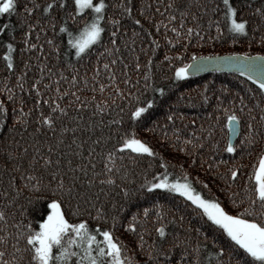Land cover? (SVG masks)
I'll return each instance as SVG.
<instances>
[{
	"label": "trees",
	"instance_id": "obj_1",
	"mask_svg": "<svg viewBox=\"0 0 264 264\" xmlns=\"http://www.w3.org/2000/svg\"><path fill=\"white\" fill-rule=\"evenodd\" d=\"M48 2L51 0H17L15 13L0 16V27L11 26L0 33V103L6 109L0 123V210L9 216L7 231H15L11 225L16 221L26 223L34 220L33 215L21 217V209L14 207V203L28 206L26 201L29 196L27 190L16 196L9 187L11 177H15L17 187L24 183L14 170L15 165L18 164L20 172L27 176L29 161L35 155L39 174L43 170L39 161L47 155L53 160L48 171L57 167L55 161L59 159L61 163L58 167L65 183L73 181L77 190L84 192L79 212H74L77 207L75 200L71 205L65 201L66 218L72 223L84 220L95 232L97 227L112 229V217L116 216L113 235L127 246V254L134 256L135 262L143 264L147 261L145 253L153 239L157 238L151 219L154 210L143 222L146 229L143 249L137 245L141 222H136L135 233L126 229L124 224L128 223L131 213L137 208H150L155 200L164 205V220L168 229L175 228L181 238L188 234L186 229L189 226L193 229V244L197 240L196 227L211 236L213 228L210 222L197 214L199 210L194 211L195 206L190 201L175 193L157 194L159 190L141 198L136 190L144 182L145 173L151 179L157 172L167 171L169 180H183L186 175L195 191L206 199L218 200L230 213H239L247 206L243 182L248 179L260 152L264 150V120L261 119L264 116V92L259 90L257 83L236 72L211 71L178 79L175 69L188 64L194 56H264V19L255 11L256 8L264 11V0H230L237 9L234 18H243L247 22L246 34L240 35L230 32L226 18L221 15L226 12L222 0H191L190 4L189 0H172L174 8L167 7L170 0H106L107 8L101 21L105 32L101 41L83 58L76 57L75 50L68 46L67 32L60 31V24H65L68 31L75 35L83 26L82 21L92 18L90 11L85 10L75 20L68 19L65 13L71 9L62 11L55 4L50 9L51 14L44 13L43 7ZM71 2L67 0V3ZM25 5L39 7L33 8L29 14L23 11ZM125 8L130 9V14L125 12ZM213 8L216 10L212 11ZM181 9H186L189 15L182 18ZM193 13L196 20L192 19ZM109 16L119 20L118 26L107 22ZM170 16L175 19H169ZM136 20L140 23L136 24ZM209 20L213 22L210 27ZM217 21L221 27L219 38ZM30 24L34 25L31 29ZM189 27L193 29L191 35L187 32ZM172 28H176L180 35L177 36ZM25 32L27 37L23 35ZM112 32L116 33L115 37L110 35ZM210 36L213 39H209ZM7 43L13 44L10 53L13 57L12 69L7 68L4 59ZM33 44L35 48L31 47ZM137 63L140 64L139 69L135 67ZM33 83L38 85L39 96L31 88ZM157 87L165 89L163 95L154 91ZM204 97H207V102ZM148 99H153L154 105L137 121H132L130 112L137 104L146 105ZM45 100L49 103H44ZM52 100L64 108L66 114L60 113ZM50 113L53 127L38 123ZM232 113L238 117L239 132L233 143L236 151L228 153L227 117ZM15 116H20V119L16 120ZM169 116L172 118L168 119ZM62 128L67 130L62 131ZM132 132L147 142L156 156L145 154L133 163L126 157L121 159L117 148L114 158L106 160L117 141ZM249 135L254 140L252 144L248 143ZM50 147L53 149L51 152ZM9 153L13 159H9ZM161 159L166 162V169L160 167ZM106 163L114 179L111 185L100 183L109 175L105 171ZM234 167L238 168L239 175L233 183L229 173ZM94 172L97 174L95 177ZM89 180H92L91 186L86 183ZM124 188L130 193L136 192V195L126 201ZM5 191L8 192L7 197L3 194ZM97 196L99 199H96ZM84 198H91V203L85 204ZM10 200L14 203H9ZM233 200L238 203L234 204ZM121 205H126L122 213L119 212ZM95 208L102 210L99 218ZM181 215L184 217L182 222ZM39 218L40 214H36L35 219ZM173 219L175 224L168 223ZM33 227L38 228V223L33 222ZM96 239L102 240L103 237L97 233ZM199 239L203 241V236ZM11 243L9 238V251ZM178 253L179 249L174 254L177 259ZM27 260V254H24V264Z\"/></svg>",
	"mask_w": 264,
	"mask_h": 264
},
{
	"label": "snow or ice",
	"instance_id": "obj_2",
	"mask_svg": "<svg viewBox=\"0 0 264 264\" xmlns=\"http://www.w3.org/2000/svg\"><path fill=\"white\" fill-rule=\"evenodd\" d=\"M191 0H189V4ZM17 0H0V16L11 15L16 12ZM54 4L60 10L71 9L65 13L68 19H76V16L84 13L86 9L91 10V19L82 21V27L73 32L68 31L65 24H60V31L67 32L68 46L75 50V56L83 58L87 55L90 49L99 43L102 39V33L105 32V27L101 25V21L104 19V13L107 8L106 0H72L71 3H67V0H51L43 7L44 13H50V9ZM222 4L226 9V12H222L221 15L227 20V26L231 33L240 35L246 34V20L243 18H234L237 9L230 3V0H222ZM39 5H33V7L24 6V10L27 13H32L33 8H38ZM123 7V5H121ZM168 8H174L172 0H170ZM264 8V6H262ZM125 12L130 14V9L125 8ZM203 11V8L200 9ZM216 9L213 8L212 11ZM255 11L261 15L264 19V11L261 8H256ZM181 17L189 15L186 9L180 10ZM192 19L196 20L197 17L193 13ZM169 19H175L174 16H170ZM109 24L118 26L119 20L108 17ZM136 24L140 21L136 20ZM213 22L209 20V27ZM183 24V19H181ZM10 25L0 27V33L5 32L6 28H10ZM34 25H29L31 29ZM200 25L197 24L196 28L199 29ZM172 31L177 36L180 33L176 28H172ZM193 29L189 27L187 32L191 35ZM217 38L221 34V27L219 22H216ZM199 35V32L197 33ZM24 37L28 36V33H23ZM115 37L116 33L110 34ZM135 35V33H134ZM235 38V37H234ZM213 39V37H209ZM264 40V37H262ZM52 43L51 40L48 41ZM115 43V40L112 41ZM27 44V40H24ZM153 48L156 47L155 41L152 44ZM35 48L36 45H31ZM13 50V44L7 43V51L4 53V59L7 62V68H13V57L10 53ZM166 59H170L166 57ZM229 60L228 57H193L192 61L188 64H184L181 67L175 69V77L182 79L188 76L191 72L198 71L201 67L200 63H194V61H219ZM232 60L238 64L237 70L241 71V74H247L248 79L258 84L259 90L264 92V56H248L245 54H233ZM25 63H27L25 61ZM115 63V61H113ZM108 67L107 64L104 65ZM137 69L140 68V64L135 65ZM147 73L145 77L147 78ZM20 80V77H17ZM76 79L75 76L72 77ZM127 83V81H125ZM23 88V84L20 85ZM47 87V85H46ZM207 85H205V88ZM31 88L36 90V95H40V90L37 83H33ZM103 90V85H101ZM147 90V86H146ZM227 91L226 88H224ZM119 91V89H117ZM155 92L163 95L165 89L163 87H157ZM77 99H79L77 97ZM220 99L219 96L216 97ZM243 99V97H241ZM207 102V97H204ZM23 103V101H21ZM39 104V101H36ZM44 103H49L45 100ZM51 103L56 105V109L60 113L66 114L64 108H60L56 104L55 100ZM154 105L153 99H148L146 105L140 106L137 104L134 110L130 112V118L132 121H137V118H141L142 114L146 112L148 108ZM80 105L78 104L77 107ZM86 107V105H84ZM219 107V105L217 106ZM56 109H53L55 111ZM227 112V109L225 110ZM6 109L3 103H0V123L3 122ZM21 115L23 113L21 112ZM49 115H45L42 121L38 120V123L47 125L49 127L54 126L53 119ZM172 117L169 116L168 119ZM16 120L20 119V116H15ZM229 121L230 132H236L238 117L235 113L229 114L227 117ZM264 120V116L261 117ZM119 122V121H118ZM249 130L251 124L248 125ZM66 128H62V131H66ZM39 131V128L37 129ZM75 143V138H73ZM191 143V141H188ZM243 143V141H242ZM248 143H254L251 135H249ZM117 148L121 154V159L125 157L135 163L137 158L147 155L149 157H155L156 153L145 141L139 139L135 132L131 134H125L121 140L117 141V145L113 147L112 151H109L106 160H111L116 155ZM53 149L49 148L51 152ZM226 151L228 153H234L236 151V145L231 140L227 143ZM39 152V149H36ZM79 155V153H77ZM91 155V153H90ZM9 159H13L11 153H9ZM37 160L35 155L29 161L28 174L24 175L20 172V166L15 165V171L19 173L20 179L24 183L17 187L15 184V177H11L9 187L15 192L16 196H19L22 191L27 190L29 196L27 198V205L14 203L10 200L9 203H14L15 208L21 209L20 216L33 215V221H16L11 226L15 229L13 232L7 231L9 216L3 210H0V231H3V235H0V264H24V254H27V264H140V262L134 261V256L128 255L127 246L123 245L118 237L113 235V230L116 227L117 217L113 216V228L101 230L97 227L96 231L90 230L88 224L84 220L72 223L66 218L64 211L65 201L68 205H71L73 200L76 201L77 207L74 212H79L80 199L84 197L83 191H78L73 181H69L67 184L63 178V173L58 167L61 163L59 159L55 161L57 167L52 171H48V167L53 165V160L45 155L42 156L39 163L42 165L43 170L37 173L36 165ZM71 164V161H68ZM78 167V166H77ZM95 165L93 164V168ZM105 171L109 173L105 179L100 183L113 184L114 179L112 177L111 169L108 164H105ZM160 167H167L166 162L161 159ZM119 171V169H117ZM46 174V175H45ZM87 175V173H85ZM97 174L94 172L93 177ZM127 176V172L124 173ZM239 175L238 168H232L229 176L232 178V182H235V178ZM60 177L59 179L57 177ZM249 180L252 181L251 185ZM35 181V182H33ZM89 186L92 185V180L87 181ZM243 192L246 207H243L239 213H230L221 205L218 200L214 198L206 199L199 192L195 191L191 183H189L187 176L183 180L174 179L169 180V173L167 171L161 173L157 172L151 179L148 178L145 173L144 182L138 186L136 190L139 192L141 198L151 196L154 190H159L157 194L163 192L175 193L179 197H183L185 200L190 201L195 206V210L201 218H206L207 222H210V227L213 228V234L211 236L205 235L200 227L194 229L197 240L195 244L192 243L193 229L189 226L186 229L188 233L181 238L180 233L175 228L168 229L165 223V211L164 205L155 200L151 203L150 208L144 207L142 210L137 208V211L131 213L128 223L124 224V227L133 233L136 232V222L140 221L139 239L137 241L138 247L143 249L144 238L143 234L146 231L144 223L149 218L151 211L154 210V215H151L153 221V231L157 238H154L149 250L145 253L147 261L143 264H264V150H262L258 156L257 161L254 163L252 170L248 174V179L243 182ZM124 192L125 200L128 201L129 197H134L136 192H129L127 188L122 189ZM4 196H8V192L5 191ZM231 197V194H229ZM96 199H99L97 196ZM85 204L91 203V198H84ZM233 203H238L233 200ZM114 204V202H113ZM95 207V205H92ZM115 206V204H114ZM126 205L119 207V212L125 211ZM97 218L100 217L101 208H95ZM40 214L39 219H35V215ZM14 219V216L12 217ZM184 217L181 215L180 221L182 222ZM33 222L38 223V228L33 227ZM170 224H175V219L169 221ZM181 226H183L181 224ZM103 237L102 240L96 239V234ZM203 236V241L199 237ZM9 238H11V250L9 251ZM23 241V246H21ZM211 245V247H209ZM179 249L178 259L175 258V252ZM155 253V255L153 254ZM19 254V255H18ZM9 257L5 259V257ZM162 258V259H160Z\"/></svg>",
	"mask_w": 264,
	"mask_h": 264
},
{
	"label": "water",
	"instance_id": "obj_3",
	"mask_svg": "<svg viewBox=\"0 0 264 264\" xmlns=\"http://www.w3.org/2000/svg\"><path fill=\"white\" fill-rule=\"evenodd\" d=\"M232 56L233 54L232 55L211 56V57H228L229 60L204 61V62L194 61V63H200L201 67L199 68L198 71L191 72L189 75L198 76L200 74L211 73V71H217V72L222 71V72H229V73L236 72V73L241 74V71L237 70L238 64L236 61L232 60ZM237 56H240V54H237ZM253 56H256V55H253ZM244 75L248 77L247 74H244ZM227 126H228V134H227L228 140H231V142L234 143L237 138L236 136L239 132L238 123H237L236 132H230L229 121L227 123Z\"/></svg>",
	"mask_w": 264,
	"mask_h": 264
},
{
	"label": "rangeland",
	"instance_id": "obj_4",
	"mask_svg": "<svg viewBox=\"0 0 264 264\" xmlns=\"http://www.w3.org/2000/svg\"><path fill=\"white\" fill-rule=\"evenodd\" d=\"M90 11V13H91V10L90 9H86V12H89ZM172 180H174V179H172Z\"/></svg>",
	"mask_w": 264,
	"mask_h": 264
}]
</instances>
